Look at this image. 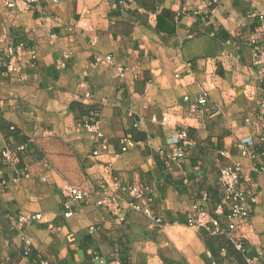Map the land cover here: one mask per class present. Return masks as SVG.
Instances as JSON below:
<instances>
[{
	"label": "crops",
	"instance_id": "crops-1",
	"mask_svg": "<svg viewBox=\"0 0 264 264\" xmlns=\"http://www.w3.org/2000/svg\"><path fill=\"white\" fill-rule=\"evenodd\" d=\"M16 2L0 0V149L28 140L17 164L27 174L0 167V264H246L264 245V105L250 45L264 0L210 10L203 0ZM21 41L35 58L23 49L7 75L6 47ZM202 91L218 114L189 110ZM93 115L107 142L97 155L96 133L76 129ZM181 127L192 143L168 162ZM130 132L140 144L116 155ZM228 164L255 188L248 225L231 232L243 251L187 224L195 206L223 219L218 173ZM114 178L148 185L149 212L62 193Z\"/></svg>",
	"mask_w": 264,
	"mask_h": 264
},
{
	"label": "built area",
	"instance_id": "built-area-1",
	"mask_svg": "<svg viewBox=\"0 0 264 264\" xmlns=\"http://www.w3.org/2000/svg\"><path fill=\"white\" fill-rule=\"evenodd\" d=\"M18 2L10 4L18 11L29 9L35 0H17ZM56 2L58 0H50ZM220 0H203L205 7L210 10L215 7ZM95 38L93 37V40ZM250 45L252 48L253 58L259 69V90L261 91V105H264V14L259 15V24L256 27L254 34L250 37ZM25 49L29 55V59L35 58V50L28 47L22 41L16 46L6 47L5 53L7 60L4 62V68L7 75L14 76L20 70L21 53ZM110 59V57H106ZM133 70V68H131ZM192 113L201 112L207 116L218 114L219 108L214 105L208 98L207 92L202 91L196 98L195 102L189 107ZM165 121V118H163ZM15 130L14 126H11ZM76 129L94 131L98 138V149H95L92 154L97 155L99 151L106 148L107 142L99 129V121L96 115L90 119L82 120L77 123ZM16 136L20 138L19 133ZM249 139H245L243 143H247ZM191 139L188 136L186 128L181 127L177 131L175 139L171 142V147L167 152L163 153L168 162L176 161L182 158L188 147L191 145ZM28 140H19L15 145H6L0 149V167L13 166L15 172L19 175L27 174L25 166H17L20 160V155L27 148ZM132 132L126 134L121 139V147L116 155L126 152L129 148L139 145ZM262 155V154H261ZM261 163L264 168V158L261 157ZM1 184V182H0ZM218 185L222 191V199L216 206L217 214H222L223 219L217 218L205 210H200L196 206L197 214L187 220V224L196 228H203L211 234H226L229 236L230 242L240 251H243L242 244L238 238L233 237L231 232L240 227L248 225L250 221V203L255 197L254 184L247 173H243L239 164H228L222 167L218 173ZM62 193L68 197L69 201L87 202L92 198L95 202L105 207L108 210L114 211L117 214H124L128 210L135 209L139 211L149 212V207L146 205L149 198L146 194L150 193V188L146 184L131 185L121 183L118 179H112L111 184L101 182L98 190L88 191L82 188L67 186L62 190ZM146 201V202H144ZM67 211L65 215H71L70 204L66 205ZM41 218L39 213L32 214L28 217L19 216V223H24L27 220H38ZM159 222V220H157ZM102 264V263H100ZM246 264H264V245H261L256 254L246 259Z\"/></svg>",
	"mask_w": 264,
	"mask_h": 264
}]
</instances>
